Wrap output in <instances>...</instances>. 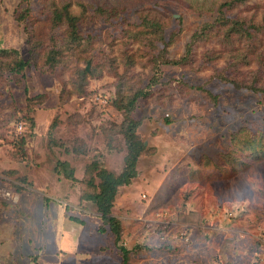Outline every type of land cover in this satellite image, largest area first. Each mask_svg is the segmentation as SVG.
Segmentation results:
<instances>
[{
  "label": "rangeland",
  "instance_id": "obj_1",
  "mask_svg": "<svg viewBox=\"0 0 264 264\" xmlns=\"http://www.w3.org/2000/svg\"><path fill=\"white\" fill-rule=\"evenodd\" d=\"M139 92L130 264H264V0H0V264L122 263Z\"/></svg>",
  "mask_w": 264,
  "mask_h": 264
},
{
  "label": "trees",
  "instance_id": "obj_2",
  "mask_svg": "<svg viewBox=\"0 0 264 264\" xmlns=\"http://www.w3.org/2000/svg\"><path fill=\"white\" fill-rule=\"evenodd\" d=\"M240 3H243L247 0H238ZM57 17V16H56ZM68 20L71 23V28L73 33H77V27L74 24V19L71 16H68ZM28 65L27 61L19 60L16 63L14 68L15 72H22ZM142 96V92H139L134 95V98L130 102V108L127 110L126 116V126H125V137L129 146V155L126 158V166L122 173L116 175L113 172L108 171L107 169H100L98 176L101 179L99 185L100 192L94 195H91L87 198L88 201L94 202L98 207V212L101 215L102 220L106 222L109 226L112 234L115 237L116 245L119 247L122 254V263L121 264H130L129 251L124 245H119V242L122 238L121 224L119 219H117L113 213L112 208L114 206L115 198L118 195L120 187L131 185L132 181L137 177V163L141 151L144 148V143L137 140V128L139 123L133 119V110L136 106L137 101ZM55 129V124L51 126V130ZM58 174H61L60 171H57ZM66 178L70 181L75 182L76 178L73 173L66 172ZM21 190V189H20ZM188 218V217H186ZM72 219V217H70ZM77 221V219H73ZM199 220V219H198ZM200 221V220H199ZM101 230H103L101 228ZM260 244V243H259Z\"/></svg>",
  "mask_w": 264,
  "mask_h": 264
},
{
  "label": "built area",
  "instance_id": "obj_3",
  "mask_svg": "<svg viewBox=\"0 0 264 264\" xmlns=\"http://www.w3.org/2000/svg\"><path fill=\"white\" fill-rule=\"evenodd\" d=\"M0 198L7 200V201H12V202H17L18 201V196L15 195L12 191L9 189L1 188L0 187ZM261 248H262V256H264V239L260 240Z\"/></svg>",
  "mask_w": 264,
  "mask_h": 264
},
{
  "label": "crops",
  "instance_id": "obj_4",
  "mask_svg": "<svg viewBox=\"0 0 264 264\" xmlns=\"http://www.w3.org/2000/svg\"><path fill=\"white\" fill-rule=\"evenodd\" d=\"M0 201L5 202V200L1 199V198H0ZM64 232H65L64 233L65 236H68V239L67 238L64 239V244L62 245L63 250L65 249L66 246H71V247L75 248L76 244L71 239V237H72L71 233L69 231H67L66 229L64 230ZM11 256L13 257V252L12 251H8V252H6L4 254H0V259H4L5 260V258H9Z\"/></svg>",
  "mask_w": 264,
  "mask_h": 264
}]
</instances>
